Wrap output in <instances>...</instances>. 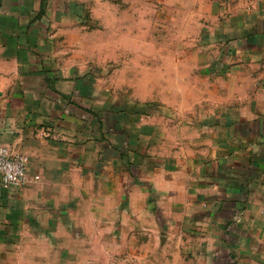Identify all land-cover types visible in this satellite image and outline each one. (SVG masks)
Segmentation results:
<instances>
[{
    "label": "crops",
    "instance_id": "0c3cea01",
    "mask_svg": "<svg viewBox=\"0 0 264 264\" xmlns=\"http://www.w3.org/2000/svg\"><path fill=\"white\" fill-rule=\"evenodd\" d=\"M78 2L0 0V144L28 158L32 179L0 186V264L11 261L1 248L33 244L38 230L65 241L71 224L88 237L103 231L106 246L135 247L138 262L152 248L161 264H264V0L235 11L215 48L212 38L202 47L216 98L186 128L202 135L194 153L168 164L139 157L136 126L103 117L89 85L57 62L51 8Z\"/></svg>",
    "mask_w": 264,
    "mask_h": 264
},
{
    "label": "rangeland",
    "instance_id": "374dc122",
    "mask_svg": "<svg viewBox=\"0 0 264 264\" xmlns=\"http://www.w3.org/2000/svg\"><path fill=\"white\" fill-rule=\"evenodd\" d=\"M79 1L75 6L51 8L53 21L48 31L53 32L60 67L78 74L89 85L103 117L108 118L110 110L117 124L127 120L129 127L136 126L139 135L133 137L134 142L145 151L140 152L144 156L136 152L139 157L150 161L153 157L161 164L190 157L202 135L191 134L186 128L204 122L195 114L207 110L206 103L217 93L215 77H210L216 74H207L208 58H203L201 49L211 38L208 46L215 48L224 21L235 11L245 10L252 0ZM233 1L242 2V7L236 8ZM210 57L215 59L214 54ZM189 62L194 69H185ZM138 64L144 70H139ZM170 64L181 69L168 70ZM174 73L182 84L176 94L168 86ZM142 79L150 85H139ZM186 79L192 81L187 88ZM153 82L161 86L154 88ZM186 114H192L193 119ZM95 233L88 237V232L83 234L71 224L62 241L61 231L38 230L33 232V244L28 239L1 251L9 250L8 264H161L157 250L147 248L138 262L136 254L131 257L129 252L135 247H122L120 240L106 246L104 232ZM1 264L7 263L1 260Z\"/></svg>",
    "mask_w": 264,
    "mask_h": 264
},
{
    "label": "built area",
    "instance_id": "2783aa9c",
    "mask_svg": "<svg viewBox=\"0 0 264 264\" xmlns=\"http://www.w3.org/2000/svg\"><path fill=\"white\" fill-rule=\"evenodd\" d=\"M38 180V177L35 178ZM32 182L28 158L0 144V186L6 191L20 190Z\"/></svg>",
    "mask_w": 264,
    "mask_h": 264
}]
</instances>
